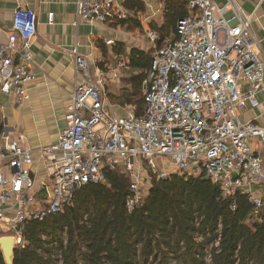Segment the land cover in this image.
<instances>
[{
	"label": "built area",
	"instance_id": "built-area-1",
	"mask_svg": "<svg viewBox=\"0 0 264 264\" xmlns=\"http://www.w3.org/2000/svg\"><path fill=\"white\" fill-rule=\"evenodd\" d=\"M116 3L77 0L76 17L88 24L125 21L128 15L118 11ZM187 9L161 47L155 31L145 33L152 54L141 83L145 102L141 116L131 107L122 117L108 114L105 79L91 72L75 47L73 69L81 82L75 83L67 125L56 143L35 150L22 149L16 141L0 144V231L13 237L16 246L22 242L20 227L25 222L61 214L75 191L105 183L107 167H119L131 178L130 208L141 193L145 195L138 172L145 169L159 179L176 173L203 176L219 186L232 211L234 197L241 192L258 214L264 204V166L250 145L264 143V127L241 121L239 114L261 106L260 41L251 17L235 0H188ZM35 36L36 15L18 8L7 43L0 44V94L18 103L28 99L26 87L35 80L31 70ZM34 154L51 168L38 188L33 180ZM164 158L171 170L158 168Z\"/></svg>",
	"mask_w": 264,
	"mask_h": 264
},
{
	"label": "trees",
	"instance_id": "trees-1",
	"mask_svg": "<svg viewBox=\"0 0 264 264\" xmlns=\"http://www.w3.org/2000/svg\"><path fill=\"white\" fill-rule=\"evenodd\" d=\"M159 1L163 24L154 30L161 47L187 16L188 0ZM123 6L145 10L139 0H123ZM151 54L132 51L129 67L136 73L114 97L136 116L144 112L141 83ZM148 176L147 193L130 208L131 178L107 167L105 183L75 191L61 214L20 227L12 264H264V204L254 215L248 196L239 192L232 211L219 186L203 176Z\"/></svg>",
	"mask_w": 264,
	"mask_h": 264
},
{
	"label": "crops",
	"instance_id": "crops-1",
	"mask_svg": "<svg viewBox=\"0 0 264 264\" xmlns=\"http://www.w3.org/2000/svg\"><path fill=\"white\" fill-rule=\"evenodd\" d=\"M76 1L0 0L2 45L11 34L12 15L18 8H27L36 15L31 67L35 80L26 87L28 99L21 103L14 97L0 94V144L16 141L22 149L35 150L56 143L59 133L67 125L66 116L75 83L81 82L73 69L71 51L75 47L88 61L91 72H98L105 79L104 102L108 114L124 115L126 106L120 105L114 97L128 87V79L136 73L129 67L132 51L151 52L152 46L145 33L155 31V27L163 24L162 3L139 0L144 3L145 10L135 13L124 8L123 0H117V10L126 13L129 21L88 24L77 19ZM235 1L252 19L251 28L260 41L264 60V0ZM135 23L139 28H134ZM170 36L172 34L167 38ZM257 99L261 106L246 108L240 112V120L264 127V79ZM250 150L260 157L264 166V143L254 141ZM32 171L36 188L51 174L49 165L37 154L33 157ZM39 194L42 196L41 191ZM1 237L5 235L0 231Z\"/></svg>",
	"mask_w": 264,
	"mask_h": 264
},
{
	"label": "water",
	"instance_id": "water-1",
	"mask_svg": "<svg viewBox=\"0 0 264 264\" xmlns=\"http://www.w3.org/2000/svg\"><path fill=\"white\" fill-rule=\"evenodd\" d=\"M15 247L16 243L13 237L6 236L0 238V251L5 264H12Z\"/></svg>",
	"mask_w": 264,
	"mask_h": 264
},
{
	"label": "rangeland",
	"instance_id": "rangeland-1",
	"mask_svg": "<svg viewBox=\"0 0 264 264\" xmlns=\"http://www.w3.org/2000/svg\"><path fill=\"white\" fill-rule=\"evenodd\" d=\"M165 159V158H164ZM169 161V159L167 158V159H165V162L163 163V162H161V163H159V165H158V168L159 169H165V168H172L171 167V165H168V162ZM169 168V169H170ZM171 170V169H170ZM138 172H139V174H141L140 176H139V180L141 181V183H142V190H143V192L146 194L147 193V190H148V188H149V185H150V180H149V176H148V172H147V170H145V169H143V170H141V169H138ZM141 195L143 196V194L141 193Z\"/></svg>",
	"mask_w": 264,
	"mask_h": 264
}]
</instances>
